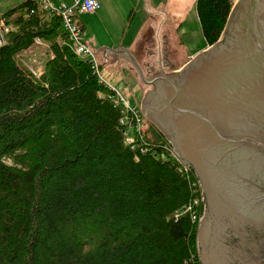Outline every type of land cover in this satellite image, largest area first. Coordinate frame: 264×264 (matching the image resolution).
I'll list each match as a JSON object with an SVG mask.
<instances>
[{"label":"trees","instance_id":"1","mask_svg":"<svg viewBox=\"0 0 264 264\" xmlns=\"http://www.w3.org/2000/svg\"><path fill=\"white\" fill-rule=\"evenodd\" d=\"M196 10L212 46L232 2ZM0 16V264H201L199 223L176 218L194 193L165 135L133 132L132 149L124 105L55 13L27 0ZM40 41L37 74L19 60Z\"/></svg>","mask_w":264,"mask_h":264},{"label":"water","instance_id":"2","mask_svg":"<svg viewBox=\"0 0 264 264\" xmlns=\"http://www.w3.org/2000/svg\"><path fill=\"white\" fill-rule=\"evenodd\" d=\"M177 74L147 82L144 108L202 186L201 264H264V0H238Z\"/></svg>","mask_w":264,"mask_h":264},{"label":"crops","instance_id":"3","mask_svg":"<svg viewBox=\"0 0 264 264\" xmlns=\"http://www.w3.org/2000/svg\"><path fill=\"white\" fill-rule=\"evenodd\" d=\"M95 1L100 4V9L95 13H83L94 15L93 21L101 27V36L98 38L91 36L90 38L95 39L96 52L99 61H101L104 76L110 80H115V83L121 87L130 85L133 88L134 85L129 83L131 76L129 73H131L134 79L144 83L147 87V82L152 83L159 77L155 73H158L156 69L151 71L150 67H147V58L148 56L150 58L151 55V59L157 57L152 52H159L164 61L168 63L167 52L172 53L173 50L168 49V47L163 49L162 46L169 43V38L173 36V32H181L183 29L185 16H188L190 12L187 9L186 0ZM63 2L67 5V0H62ZM194 2L196 5L197 0ZM150 14H153L156 20L152 26L148 24L151 18ZM77 18L76 15L75 21L78 24ZM78 25L80 26V24ZM81 25L85 27L84 31H88V25ZM153 32L165 33L162 39L158 41ZM158 44L161 47L159 51H156ZM208 48L209 46L203 48L202 52ZM199 51L196 52L199 53ZM196 52L194 51L180 67L174 69L176 71L181 70L195 56ZM107 61L108 64H105ZM112 88L118 91L117 87L112 86Z\"/></svg>","mask_w":264,"mask_h":264},{"label":"rangeland","instance_id":"4","mask_svg":"<svg viewBox=\"0 0 264 264\" xmlns=\"http://www.w3.org/2000/svg\"><path fill=\"white\" fill-rule=\"evenodd\" d=\"M25 1H27V0H0V14H4L5 12H7L9 10L14 9L15 7L19 6L20 4H22ZM58 3H62V0H58ZM186 5H187V9L190 12H189L188 16H185L186 18L184 21L183 29L181 30V32H173V36H171L169 38V43L167 45L162 46L163 49L168 47V49L173 50L172 53L167 52L168 56H169V61H168V63L166 62V65L168 66V70H167L168 72L170 71V69H174L175 67H180L189 58V56H191L194 53V51L196 52L197 50H200L199 53L196 52L195 56H193L191 58V60L193 58H195L196 56H198L200 53H202L203 48L208 46L206 39H205L203 32H202L201 22L198 18V15H197V10H196V5H195L194 0H186ZM67 6L73 7L74 6V0H67ZM76 15L78 17L77 22H78V24H80L81 30H83V34H82L83 40L88 45H90L94 49V51L96 52L97 47L95 45V39L94 38H98L101 36V34H100V32H102L101 27L97 24V22L93 21L92 17H94V15L86 14V13H83L82 11L76 12ZM150 16H151V18H150L148 24L150 26H152V25H154L156 20L153 17V14H150ZM81 24L88 25V31H84L85 27L82 26ZM153 33L155 35V39L160 41L162 39V37L164 36L165 32H153ZM91 36L94 38H90ZM162 41L164 42L165 40H162ZM4 43H5V41H4ZM37 44H39V45L34 46L28 52L24 53L19 61L25 67L31 69L34 73L40 74L44 71L46 61L48 60L50 55L47 53V46L46 45H44L41 41L38 42ZM160 47L161 46L158 44V46L156 47V51H159ZM152 53L158 54L159 52H156V53L152 52ZM169 53H170V55H169ZM96 55L98 57L97 52H96ZM151 56H150V58L148 56L147 62L153 65L155 63H153L154 61L150 62ZM97 57H96V59H97ZM97 62H98V72L94 71V70L93 71L99 77H101L103 80H106V81L108 80L110 82L109 83L107 81L109 84H111L114 87H117L118 91H116V94H117V97L120 98L119 99L120 102L123 105H124V102L128 103L129 108L135 109L142 119V129H141L142 132H141V134L138 133L137 127H134L132 129L131 134L133 132H135V133H137L139 138H141L143 140L144 136L142 134H144V132L148 129L155 131L157 133H161V129L159 127L155 126V124L147 117L145 110L143 109V103H144V100L146 99L145 93L147 92V87L144 85V83H140V81H137L136 79H134L132 77V74L129 73L131 75L129 77V83L131 85H134L135 87L133 86V88H132L130 85L126 86V87H121L115 83V80H110L106 76H104V71L102 70L101 61L97 60ZM105 64H108V61L105 62ZM135 64L137 65L136 62H135ZM163 67H164V69L166 68L164 64H163ZM155 73L157 74V72H155ZM115 79H116V76H115ZM142 95H143V98H142ZM124 107H125V105H124ZM125 109H126L125 116L130 115L129 109H127L126 107H125ZM132 136L135 138L134 135H132ZM167 140L169 141V143H168L166 149L170 152L172 144H171L169 138H167ZM172 150L177 152V150L173 146H172ZM193 174H194V176H196L195 175L196 172ZM187 179L189 180V178H187ZM205 210H206V208H205Z\"/></svg>","mask_w":264,"mask_h":264},{"label":"built area","instance_id":"5","mask_svg":"<svg viewBox=\"0 0 264 264\" xmlns=\"http://www.w3.org/2000/svg\"><path fill=\"white\" fill-rule=\"evenodd\" d=\"M38 2L40 7L43 10H49L55 13L58 17L61 18L63 25L69 34L71 48L80 59L89 61L92 65L94 71L98 72V57L94 49L88 45L82 38V30L80 26L75 21L76 12L82 11L86 13H95L100 9V4L95 0H75L74 6L69 7L65 3H58V0H35ZM232 2V10L236 6L238 0H230ZM10 30L6 21L3 17H0V47L4 44L5 36L9 34ZM97 57V59H96ZM113 89V88H112ZM116 91L115 89H113ZM120 99V98H119ZM124 105L129 109L130 116L132 120L129 119V116L125 117L127 124L126 139L127 142L134 149L135 138L131 135V131L134 127H137L138 133L141 134L142 129V119L138 112L135 109L129 108L128 103L124 102ZM123 120V124L125 123ZM143 135V134H142ZM170 153L175 157L178 162L179 171L182 172L187 178L190 179L191 188L194 193L193 200L185 207L181 214H177L176 218H179L181 215L190 214L194 222H199L200 218L198 215V207L202 208L203 214L205 213V204L202 199V186L199 183L197 176H194L195 173L190 165H188L176 151L171 150Z\"/></svg>","mask_w":264,"mask_h":264},{"label":"flooded vegetation","instance_id":"6","mask_svg":"<svg viewBox=\"0 0 264 264\" xmlns=\"http://www.w3.org/2000/svg\"><path fill=\"white\" fill-rule=\"evenodd\" d=\"M166 62L164 61V59H163V64L164 65H166L165 64ZM166 67V66H165ZM168 70V66L164 69V72H162V73H157V75L158 76H160V75H162V74H167V75H179V74H177L178 72H180V70H178V71H176V69H170V71L168 72L167 71ZM147 96V92L145 93V97ZM145 101H146V99L144 100V103H143V109L145 110V108H144V104H145ZM145 113H146V111H145ZM146 115H147V113H146ZM147 117L150 119V117L147 115ZM151 120V119H150ZM152 121V120H151ZM153 122V121H152ZM154 123V122H153ZM204 216V215H203ZM203 216L201 217V219H200V221H199V225H198V234H197V239H198V237H199V231H200V227H201V223H202V220H203ZM198 248H199V243H198ZM199 258H200V251H199ZM200 261H201V259H200Z\"/></svg>","mask_w":264,"mask_h":264}]
</instances>
